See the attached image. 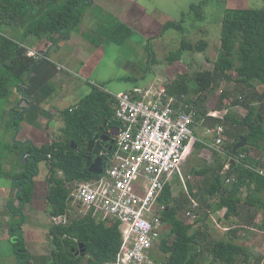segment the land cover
Masks as SVG:
<instances>
[{"label": "trees", "instance_id": "trees-1", "mask_svg": "<svg viewBox=\"0 0 264 264\" xmlns=\"http://www.w3.org/2000/svg\"><path fill=\"white\" fill-rule=\"evenodd\" d=\"M204 1L192 5L191 8H203ZM93 4L94 1L89 0H0V103L3 99L11 98L13 87L23 83V76L37 61L28 54L26 42L28 41L30 47L29 38L59 43L79 24L83 10ZM116 28L113 27L111 33ZM170 28L185 32L183 20L169 21L165 30ZM126 29L122 25L118 28L119 31ZM208 45L206 39L196 43L184 39L181 48L172 53L168 60L173 63L175 60H182L188 52H205ZM150 56L153 62H157L154 50ZM179 78L183 80L169 85L173 94L191 96L189 84L186 83L191 79L185 74ZM193 79L197 93L207 92L214 85L225 81L234 83L236 95L224 93L225 96L215 108L227 111L224 119L211 118L214 116L210 115L207 122L212 127L226 126L227 143L231 142L226 147L228 156H232L233 148L241 137H246L247 146L238 151V155L246 153V158L238 162L232 161L230 169L225 171L229 159L215 151L217 156L213 165L209 166L202 160L201 165L193 168L192 173L200 181L198 189L190 186V192L200 197L202 203L199 217L193 223L181 217V212L191 206L188 195H184V191L177 197L172 186L167 185L162 198L167 204L164 213L167 231L161 245L167 255L165 264H205L207 255L212 257V263L264 264V257L254 256L248 248L234 239L217 238L207 225H203L210 217L209 210L213 213L226 210V218L239 216L243 203L250 204L255 213L264 210V175L256 170H264V92L259 91V86L264 85V8L226 9L222 21L221 48L214 68L197 73ZM18 91H22V88L19 87ZM194 98L191 97L190 101L194 102ZM202 102L203 99L200 98L195 100L201 115L206 116L208 110L202 107ZM115 103L113 94L93 86L92 92L77 105L62 111L64 127L60 129L59 138L36 148V154L33 153L32 145L16 141L12 153L20 155V171L9 174L4 168L5 164L0 162V175H10L16 182L18 191L13 203L17 200L19 205H11V209L13 214L20 215L21 218L22 207L31 201L34 193V183L31 182L32 177H28L27 170L33 168L37 172L36 168L41 161L48 167L47 203L51 216L49 264H109L117 257L122 243L118 221L110 218L99 219L92 214L82 217L70 214L67 224L52 222L53 216L64 215L69 211V184L100 177L99 174L90 172L87 149L89 143L100 136L102 118L108 119L113 125L121 126L115 118ZM239 105L248 110L246 116L233 109ZM24 110H13L10 123L12 127L20 124ZM72 141L77 144L76 149L73 148ZM196 144L199 151L207 147L201 141ZM115 148H105L104 170L110 165ZM27 151L33 155L27 157L30 160L28 163L23 162V154ZM94 157L92 155V160ZM247 165L253 166L255 170ZM231 177L235 179L228 183L227 179ZM245 190L249 192L246 199L243 198ZM210 199H213V202H210ZM250 220L253 223V216ZM260 227L264 229V219ZM15 230L19 263L32 264L21 222L13 227V231ZM237 231L238 229L235 230ZM82 243L87 248L84 255L77 254Z\"/></svg>", "mask_w": 264, "mask_h": 264}, {"label": "crops", "instance_id": "crops-1", "mask_svg": "<svg viewBox=\"0 0 264 264\" xmlns=\"http://www.w3.org/2000/svg\"><path fill=\"white\" fill-rule=\"evenodd\" d=\"M93 1V5L83 10L81 21L73 28L72 33L63 37L59 43L58 41L52 43L46 39L31 40L29 38L31 45L29 47L28 41L26 42L29 51L34 50L35 52L44 53L46 58H35L37 61L31 66L30 76L27 77V81L29 78L30 83L26 84V90L17 91V96L15 97L19 101L24 98L19 107H16L17 102L12 99L13 96L8 99L5 111L12 117L13 110L23 111L27 108L26 111L24 110L25 114L20 120L22 128L18 135L16 134L15 126L12 127L10 125L12 117L7 120V125L15 130L16 141L27 145L31 143H25V141L31 140L32 146L34 145L36 148L51 143L55 140L52 134L56 132L57 125H60V120L63 123L62 111L77 105L80 102L79 100L84 97L74 101L76 100V95L85 94L87 96L92 92L93 86L101 87L114 96V93L105 84L110 79L112 66L106 63L101 69L105 58L113 52V49L107 46L108 40L111 43L116 42L122 45L126 36L127 43H130L132 49L135 50L134 54H139L144 64L146 62L148 64L151 58L149 49L153 48V42H156V48L153 49L158 51L157 49L161 45L160 40L167 33L165 25L169 21L167 22V19H165L166 23L158 25L157 21L150 17L153 15L150 14L151 10L147 4L148 0ZM164 12V16H167V11ZM121 25L127 29L119 31L118 28ZM116 26L118 27L116 28ZM158 26H160L159 29H157ZM112 27L116 28L113 33H111ZM9 32H11L10 29ZM48 49L50 51L47 53ZM127 62L129 63L130 76H133L131 67L134 68L135 63L133 60H128ZM60 65H63L64 68H60ZM135 69L137 70L139 67L135 66ZM155 79V81H169V78L163 77L158 72L155 73ZM33 82L36 88H33L32 92H30ZM167 85L169 87L171 84L167 83ZM135 86H139V84L132 85L130 88L120 92L127 91ZM140 86L143 85L141 84ZM261 87H264V85L259 86V91L264 92V88L261 90ZM27 92L30 94L27 95ZM32 101L33 106L31 105ZM236 112L246 116L248 110L239 106V110H236ZM52 123H54V127ZM62 127L64 125L60 129ZM205 127L198 126L196 130L198 138L207 147L199 151L195 143L188 154V162L184 166L186 185L187 181L192 178L193 168L201 165L203 163L202 160L207 162L209 166L215 163L216 157H212L214 153V148H212L214 137L206 133ZM50 132L52 134L47 137ZM209 136L213 138L209 139ZM211 153L212 155H210ZM19 156L14 153V168L12 169L6 168L7 163L5 161L4 168L9 174L21 170L18 162ZM28 156L31 155L29 154ZM192 157L195 158L196 164L190 165ZM38 166L39 169L36 168L38 174H34L38 176L32 177L31 175V182L34 183V193L31 201L22 207L23 218L20 215L13 214L11 209V205H19L17 200L15 204L13 203L18 191L15 187V180L10 175H0V264H20L15 247L17 232L16 230L13 231V227L20 222L25 245L32 257V264L50 263L51 253L48 252V246L50 243L51 216L47 203L48 187L46 182L48 174L43 172L45 168H43V163H39ZM5 178L9 179V183L5 182ZM35 179L38 182H35ZM43 181H45V188L42 185ZM180 185L182 189L185 188V186H182L184 183L180 178L176 177L172 188L174 195L175 187ZM251 189L253 190V187ZM248 195V190H245L243 198H248ZM210 202H213V199H210ZM241 206L243 207H241L240 215L236 217L226 218V210L216 213L221 225L229 228V230H221V237L222 239H234L245 248H248L254 256L264 257L260 252L261 249L258 254L254 251L258 245L255 243L257 241L256 238L259 240L258 243L264 242V229L260 227L264 219V210L255 213L251 210L250 204L243 203ZM251 216L254 218L253 223L250 222ZM236 229H238L237 232H235ZM205 264L219 263H212V257L207 255ZM239 264L245 263L240 262Z\"/></svg>", "mask_w": 264, "mask_h": 264}, {"label": "built area", "instance_id": "built-area-1", "mask_svg": "<svg viewBox=\"0 0 264 264\" xmlns=\"http://www.w3.org/2000/svg\"><path fill=\"white\" fill-rule=\"evenodd\" d=\"M28 54L34 58H41L43 54L46 58L44 53L33 50ZM60 68H64L63 65ZM166 82H150L114 94L115 118L121 126L110 165L98 178L69 184L68 213L52 217L54 224H67L70 214L78 217L92 214L99 219L118 221L122 243L116 259L109 264H165L164 259H160L164 254L161 244L166 231L164 191L167 185L173 188L176 177L188 191L184 177L187 150L190 147L191 151L200 140L196 129L205 125L209 116H201L195 103L197 97L191 102L187 94L175 95ZM212 111L216 116L211 118L220 119H224L227 112ZM205 131L214 137L212 148L225 153L224 126H208ZM245 158V153L229 156L225 171L230 169L232 161ZM256 170L264 175L262 169ZM189 198L191 208L186 216L193 223L202 205L198 198L192 195ZM211 216L218 225L217 219Z\"/></svg>", "mask_w": 264, "mask_h": 264}, {"label": "rangeland", "instance_id": "rangeland-1", "mask_svg": "<svg viewBox=\"0 0 264 264\" xmlns=\"http://www.w3.org/2000/svg\"><path fill=\"white\" fill-rule=\"evenodd\" d=\"M201 1L202 0H148L147 4L149 6V9L151 10L150 14L153 15L150 17L153 18V20L157 21L158 25L161 23H166L165 19H167V22L183 20L185 32H181L174 28L166 30L167 33L160 40L161 45H159V48L157 49L158 51L153 49L156 48V42H153V48L151 47V49H149L150 53H152L153 50L156 52L157 62H153L152 59H150L148 64L147 62L144 64V61L139 54H134L135 50L132 49L130 43H127L126 36L124 37V44L122 45L117 44L116 42L111 43L110 40H108L107 46L108 48H112L113 52L112 54H109L107 58H105V62L101 67V69H103V66L106 63L112 66L110 79L105 83L107 88L114 94H116L121 90L130 88L135 84H139V86L141 84L145 85L156 80V72H158L163 77L169 78V81L167 83L174 85L175 82L182 81L183 79L179 78V76L185 74L188 76V79H191L190 81H186V83L189 84L191 93V96H188L190 98L197 97L198 99H203L202 107L208 110V116L212 115V109H215L217 107L218 103L225 96L224 93L230 92L233 95H236V93L234 92V83L229 81H225L220 85H214L207 92L197 93V87L194 84L195 80L193 78H195L197 73L203 70H212L214 68V63L218 58L221 48L222 21L225 16L226 9H246L249 7L261 9L264 8V0H205L203 8H196L194 10L191 8L192 5L199 4ZM163 10L167 11V16H164L165 12ZM160 26H158L157 29H159ZM184 39L193 43H196L201 39H206L209 45L206 48L205 52H188L184 54L182 60H175L173 63H171L168 60V57L181 48ZM42 55L41 58H43ZM128 60H133L135 66L139 67V69L137 70H134L135 66L134 68L131 67V73L133 74V76H130V70L128 66L129 63L127 62ZM28 76H30V71L26 73L25 76H23V83L21 85L19 84L13 87L14 93L12 95V99L16 100V107H19V100L18 98H15L17 96V91L19 87H21L23 90H26L27 87L25 86V84L30 83L29 78L27 81ZM74 77L76 78V76ZM33 88H36V86L34 87V82L30 92H32ZM263 88L264 87H261V90H263ZM29 94L30 93L27 92V95ZM85 96V94L76 95V100L74 101H78L81 97ZM22 99L24 100V98H21V101ZM7 103V99H3L0 103V162L4 164V162L6 161V168L12 169L14 168V154L12 153V148L16 143V139L15 130L7 125L8 118L12 117L5 111ZM31 105H34L33 101L31 102ZM239 106H236L233 109L239 110ZM59 124V126L57 125L56 132L53 134L52 132L48 133L47 137L52 134V137H54L55 139L59 138L60 127L64 125V122L62 123L60 120ZM207 124L208 126H211L208 122ZM52 125L54 127V123H52ZM224 128H226V126ZM226 131L227 129H225V141L227 147L231 142L227 143L228 137ZM208 138L211 139L213 137L209 136ZM188 153H190V150L188 151ZM210 155H212V153ZM213 156L216 157L217 154L214 152L212 157ZM26 161V159H23V162ZM190 163V165L196 164L195 158L192 157ZM43 168V172L48 174V167L47 165H45V163L43 164ZM191 175L192 178L187 181L188 191L185 188L182 189L181 185L175 187V195L177 197L184 191V195L187 194L188 197L192 195V193L190 192V186L198 189L197 187L200 179L193 173H191ZM5 182L9 183V179L5 178ZM42 185L45 188V181L42 182ZM192 196L200 200V197H196L194 195ZM190 208L191 206L181 212V217L188 222H190V219L186 216V211ZM200 211L201 210H199L198 213H200ZM209 212L213 214L214 218L217 219L218 225L213 221L211 214L207 223H203V225H207L209 230H211V233L214 234L217 238L221 239V230H229V228H225L221 225L219 219L216 216V213H213L211 210H209ZM196 227H198V225H196ZM256 240L257 241H255V243L256 245H258L254 249L255 253L258 254L261 249L260 252L264 255V242L258 243V238H256ZM48 252H50V243L48 246Z\"/></svg>", "mask_w": 264, "mask_h": 264}, {"label": "water", "instance_id": "water-1", "mask_svg": "<svg viewBox=\"0 0 264 264\" xmlns=\"http://www.w3.org/2000/svg\"><path fill=\"white\" fill-rule=\"evenodd\" d=\"M89 1H93V0H89ZM49 49L46 51L47 53L50 51ZM101 123H105V125L111 126L113 129H119L117 126L113 125V123L111 121H109L108 119L105 120L104 118H102ZM21 128H22L21 124L15 125V129H16V134L17 135L21 132ZM25 143L33 144L31 142V140H27V141H25ZM114 143H115V141H113V145H114ZM72 146H73L74 149L77 148V144L74 141H72ZM94 146H95V141L92 140L89 143V146H88V149H87L88 166H89L90 172H93V173H96V174H102L103 171H104V158H103V156L100 155V156H97L95 159L92 160V151L95 154H98L99 143H98L96 148H94ZM246 146H247V138L246 137H241L240 141H238L236 143V145L234 146V148H233V154L236 155L241 148H244ZM113 148L114 147L111 146L110 150H112ZM33 149H34L33 153L36 154L37 153V149H36V147L34 145H33ZM29 154H30L29 152H25L23 154V159H26L27 160L26 162H29V159H27V156ZM29 175L31 176V174H29ZM86 251H87V248H86L85 244L82 243V244L79 245V250L77 251V254H83L84 255L86 253Z\"/></svg>", "mask_w": 264, "mask_h": 264}, {"label": "flooded vegetation", "instance_id": "flooded-vegetation-1", "mask_svg": "<svg viewBox=\"0 0 264 264\" xmlns=\"http://www.w3.org/2000/svg\"><path fill=\"white\" fill-rule=\"evenodd\" d=\"M116 126V125H115ZM100 129H101V133H100V136L98 137H96V140H94L95 141V146H94V148H96L97 147V145H98V143H99V147H98V154H95L93 151H92V155H94L95 157H94V159L97 157V156H104L105 154H106V151H105V148H109V147H111V146H113L114 147V145H115V143H114V145H113V141H116V137H117V135L119 134V131H120V128L119 129H113L111 126H107V125H105V123H100ZM117 135H116V134ZM93 148V149H94ZM27 152H29L30 153V155L32 156V152H30V151H27ZM44 164L45 162H40V164ZM46 164V163H45ZM39 166H37V168H38ZM39 169V168H38ZM27 172H28V174H31L32 175V177L34 176H38V175H34V174H38L36 171H34V169L33 168H30V170H27ZM31 172V173H30ZM28 177H31L30 175H28ZM35 182H38V181H36V179H35ZM40 184V183H39ZM19 203V202H18Z\"/></svg>", "mask_w": 264, "mask_h": 264}, {"label": "bare ground", "instance_id": "bare-ground-1", "mask_svg": "<svg viewBox=\"0 0 264 264\" xmlns=\"http://www.w3.org/2000/svg\"><path fill=\"white\" fill-rule=\"evenodd\" d=\"M33 51H34V50H33ZM180 95H181V94H180ZM201 116H203V115H201ZM207 116H208V115H207ZM205 125H206V127H208L207 122H206ZM205 125H203V127H205ZM206 127H205V128H206ZM209 127H212V126H209ZM199 141H201V140H199ZM213 143H214V140H213ZM224 147L226 148V141H225V145H224ZM189 148H190V147H189ZM189 148H188L187 152L190 150ZM241 149H242V148H241ZM215 151H217V150L214 149V152H215ZM217 152H219V151H217ZM219 154H220V155H223V156H227V157H229V156H228L229 153H228L227 148H226L225 153H221V152H219ZM245 154H246V153H245ZM237 155H238V153H237L236 155H234V154L232 153V156H237ZM262 170H263V169H262ZM263 171H264V170H263ZM258 172H259V171H258ZM259 173H260V172H259ZM260 174H261V173H260ZM99 175H100V174H99ZM231 178H233V177H231ZM231 178H228V179H231ZM228 179H227V180H228ZM227 182H228V181H227ZM228 183H229V182H228ZM165 228H166V226H165ZM119 229H120V224H119ZM120 231H121V230H120ZM166 231H167V228H166ZM166 231H165V232H166ZM165 232H164V233H165ZM121 234H122V233H121ZM163 236H164V235H163ZM163 236H162V239H163ZM161 245H162V244H161ZM166 258H167V255H166L165 253L162 254V255L160 256V259H164V261L166 260Z\"/></svg>", "mask_w": 264, "mask_h": 264}]
</instances>
